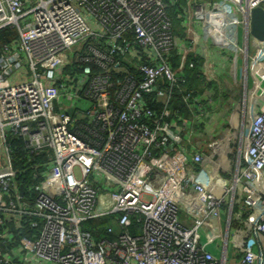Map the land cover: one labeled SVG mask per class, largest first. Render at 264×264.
I'll return each mask as SVG.
<instances>
[{"label":"built area","instance_id":"2783aa9c","mask_svg":"<svg viewBox=\"0 0 264 264\" xmlns=\"http://www.w3.org/2000/svg\"><path fill=\"white\" fill-rule=\"evenodd\" d=\"M224 1L246 31L250 9L264 8ZM206 5L217 10L212 0H0V28L17 32L0 43V264H231L226 249L220 258L213 249L238 189L237 212L264 237V100L226 184L202 179L191 129L170 119L175 89L201 115L202 94L184 70L224 35L212 20L196 41L191 20ZM239 49L257 83L264 40ZM81 97L85 110L73 107ZM26 171L35 182L18 179ZM190 197L200 211H189ZM105 216L111 237L83 228ZM250 245L237 262L264 264Z\"/></svg>","mask_w":264,"mask_h":264},{"label":"crops","instance_id":"0c3cea01","mask_svg":"<svg viewBox=\"0 0 264 264\" xmlns=\"http://www.w3.org/2000/svg\"><path fill=\"white\" fill-rule=\"evenodd\" d=\"M235 24L241 28L243 40L245 39L243 49L245 47L249 52H253L259 42L246 31L242 17L236 16L233 21H226L224 27H232ZM190 31L198 34L196 41L201 39L203 42L205 41L204 35L208 33L202 25L197 24L194 18L191 20ZM181 34H184L183 29ZM220 38L226 40L222 36ZM231 39L230 49L223 45L217 46V48L214 45L210 47V43L208 48H200L194 56L198 61L196 64H199L195 68H185L184 70L189 77L190 86L202 94L201 115L193 118L192 109L184 103L180 92L181 100L187 110L183 111L177 105L175 91L170 103V109L175 115L170 117L171 121L174 125L176 124V128L181 133L191 129L193 143L189 146V150H200L202 159L198 168L201 170V177L212 184H226L234 177L236 161L240 149L243 148L242 141H246L247 137V114L250 113V117L256 111L259 103L264 100V75L256 83L254 76L246 73L244 55L241 54L240 57H237L229 54L234 51L241 53L237 37L233 35ZM238 60L241 61V66L237 73L236 63ZM259 60L264 63V52L260 55ZM195 74L199 76L196 78L197 81L193 82L190 78ZM236 74L239 76L237 80L234 78ZM219 145H224L223 151H214L210 148ZM239 193L238 189L234 198L237 199ZM187 202L190 212L195 209L200 211L198 201L190 197ZM232 213L233 211L231 214L228 212L230 220L228 221V217L225 220L228 226L221 224V231L217 237L219 244L218 247L214 246L216 249H213V252L217 258H220L222 250L226 249L231 264H240L237 260L242 252L238 251V247L243 246L245 241V243H250L256 252L261 253L259 247H264V237L256 234L257 238H255L254 234L252 235L251 222L253 218H248L244 213L237 212L235 217L240 218L241 221L235 225L232 224ZM211 245L213 246V244Z\"/></svg>","mask_w":264,"mask_h":264},{"label":"trees","instance_id":"16d2710c","mask_svg":"<svg viewBox=\"0 0 264 264\" xmlns=\"http://www.w3.org/2000/svg\"><path fill=\"white\" fill-rule=\"evenodd\" d=\"M209 9H210L211 13L212 12H216V7L209 8ZM205 14H206V12L203 11L201 13H197V14L194 15L193 18L199 24V26L202 25L203 21H206L208 19L205 16ZM171 16H172V20L175 23V25H178V20L176 19L174 9H171ZM220 20H222V18ZM213 21H214V23H218V21L216 19H213ZM181 31H182V28L180 29V31H177V33H180ZM16 36H17V32H16L15 28H12L10 26H5V27L0 28V43H8L12 38H15ZM211 44H213V43L210 42V47H211ZM195 60H196V58H195ZM197 62L198 61H196V63ZM198 64H196V66ZM196 78H198V77L195 74L192 78H190V80L193 81V82H196L197 81ZM194 89H196V88H194ZM175 96H176L175 100L177 102V105L179 107H181V110L186 111L187 107L182 102L178 89H175ZM249 115H250V113L247 114V118L249 117ZM22 154H23L22 150H17L16 151L17 166H22V164L26 160V158L24 156H22ZM32 171L24 172L23 174H21L18 177V179L21 180L24 184H31L32 182H35L36 179L35 178L33 179V177L30 175V174H32ZM238 200H239V198L236 199V201L234 203V206H233V210H232L233 211V213H232V216H233L232 218L233 219L231 220V222L234 225L241 221L240 218L235 217V215L237 214V210H238ZM259 220L260 221H264V217H260ZM108 221H110V217L109 216H105V217H101V218H98V219H88V220L84 221L82 223V225H83L84 229L92 232L93 234H95L96 237H111V235L108 234L106 232V230H105V224ZM135 231H136V227H135V224H134L133 227H132V232L134 233ZM251 232H252V235L254 234L253 236L255 238H257V235H259V234L256 235V233L254 232V230L252 228H251ZM238 248H239L238 251L242 252L245 247L241 246V247H238ZM259 248H260V252H261L260 254H262L263 257H264V247L261 246Z\"/></svg>","mask_w":264,"mask_h":264},{"label":"rangeland","instance_id":"374dc122","mask_svg":"<svg viewBox=\"0 0 264 264\" xmlns=\"http://www.w3.org/2000/svg\"><path fill=\"white\" fill-rule=\"evenodd\" d=\"M213 5L217 6V10H216V12H212V13L210 12L209 6L208 5L205 6V12H206L205 16L208 19L202 24V26L206 30V32H208L207 34H211V31L209 30V25H210V23L212 22L213 19H216L217 21H219L218 22L219 27L220 26L223 27V29H224V35L226 34L228 36H227V38H225L224 35H223V37L226 39L224 41L218 35L217 36V39L218 40H217L216 44L213 43V44H211V46L214 45V47L216 46V48H217V46L223 45V47H229V49H230L231 48L230 47L231 46L230 43H232L231 42L232 39H231L230 33H232V35H234V36L237 37L238 43L240 44V47L242 48L243 45L245 44V39L243 40L241 28H238L237 24L233 25L232 27H230V26L224 27V23L226 21H233L234 18L237 16L236 13L234 12V8L232 7V5L230 3L224 1V0H212V6ZM221 18H222V20H220ZM199 41L200 42H203L202 40H198V42ZM207 42L209 44L210 43V40H207ZM207 46H209V45H207ZM229 54L231 56L232 55H235L237 57H240V55H241L240 52H236V51L230 52ZM240 66H241V61L238 60L237 63H236L237 73H238V70H239ZM263 75L264 74L262 72H260L259 76L260 77H263ZM238 77H239L238 74H236V77H234V78L237 80ZM62 100H65V99L62 98ZM67 102L69 104L71 103L70 100H68ZM72 103H73V101H72ZM89 106H90V101L88 99H85V98H82V97L81 98H78L76 100V103L73 104V107L74 108H77L79 110H85ZM70 110H72V108ZM246 122H247V120H246ZM226 215H227L226 212L223 213V218L224 219L226 218Z\"/></svg>","mask_w":264,"mask_h":264},{"label":"water","instance_id":"95a60500","mask_svg":"<svg viewBox=\"0 0 264 264\" xmlns=\"http://www.w3.org/2000/svg\"><path fill=\"white\" fill-rule=\"evenodd\" d=\"M249 34L259 41L264 40V8L262 6H255L249 11ZM21 192L23 189L21 188ZM228 216V221L230 220Z\"/></svg>","mask_w":264,"mask_h":264},{"label":"clouds","instance_id":"9594fccd","mask_svg":"<svg viewBox=\"0 0 264 264\" xmlns=\"http://www.w3.org/2000/svg\"><path fill=\"white\" fill-rule=\"evenodd\" d=\"M218 22H219V21H218ZM256 40H257V39H256ZM257 42H260V41H259V40H257ZM247 119H248V118H247ZM247 119H246V120H247Z\"/></svg>","mask_w":264,"mask_h":264}]
</instances>
